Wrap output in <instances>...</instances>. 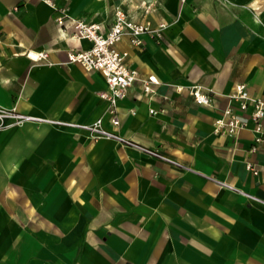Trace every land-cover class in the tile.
Returning a JSON list of instances; mask_svg holds the SVG:
<instances>
[{
    "label": "crops",
    "instance_id": "crops-1",
    "mask_svg": "<svg viewBox=\"0 0 264 264\" xmlns=\"http://www.w3.org/2000/svg\"><path fill=\"white\" fill-rule=\"evenodd\" d=\"M147 1L56 0L105 30L118 8L168 24L117 43L140 79L114 125L103 73L69 60L92 42L63 32L43 0H0V106L40 118L0 128V264H264V141L252 150V120L215 130L238 84L264 98V0ZM100 117L181 165L74 125Z\"/></svg>",
    "mask_w": 264,
    "mask_h": 264
},
{
    "label": "built area",
    "instance_id": "built-area-1",
    "mask_svg": "<svg viewBox=\"0 0 264 264\" xmlns=\"http://www.w3.org/2000/svg\"><path fill=\"white\" fill-rule=\"evenodd\" d=\"M43 1L55 9V20L63 32L73 37L87 38L92 42L88 48L69 52V60L80 63L88 71L98 70L103 73L106 78L107 88L101 90L99 93L102 98L108 101L107 111L111 116V122L114 125H118L120 123L117 114L118 102L126 96L127 88L140 79V77L138 71L128 65V51L119 49L117 43L124 36L129 35L134 44H141L142 39L140 35L143 33H151L157 38H161L163 36L162 31L168 25L167 22H161L157 27H153L148 23L132 20L123 9L118 8L115 11L114 20L109 28L105 30L102 22H89L82 18L71 16L67 7L58 5L56 0ZM145 3L146 8L152 6V3H149L147 0H145ZM32 57L35 60L47 59L48 52L39 51ZM142 81L143 88L147 93L154 92L155 85L161 83L159 78L154 74H149ZM191 93L194 95L197 103H211V95L203 91L199 85H193ZM230 98L235 100L237 105L230 103L224 109L222 115L215 121V130L216 132L234 134L239 129L247 127L249 120H252L255 132V145L252 147V150L256 151L259 143L264 141V98L252 96L245 83L238 84L234 92L230 94ZM151 111L155 110L152 109ZM7 119H10V121L7 122ZM39 119L36 116L21 113L14 108L7 109L0 106V128ZM74 125L88 130L93 138L116 139L126 145L144 150L153 156L181 165L177 160L157 149L143 146L116 131L107 129L103 125L102 117L91 123ZM247 167L255 173L258 172V168L252 162H248Z\"/></svg>",
    "mask_w": 264,
    "mask_h": 264
}]
</instances>
